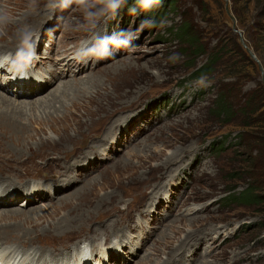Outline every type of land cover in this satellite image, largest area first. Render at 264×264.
Listing matches in <instances>:
<instances>
[{
	"label": "rangeland",
	"instance_id": "374dc122",
	"mask_svg": "<svg viewBox=\"0 0 264 264\" xmlns=\"http://www.w3.org/2000/svg\"><path fill=\"white\" fill-rule=\"evenodd\" d=\"M48 4L0 0L16 17L0 53L14 51L17 29L30 25L38 59L27 73L48 84L15 97L0 83L2 100L28 103L20 129L0 121V178L21 189L0 208L19 215L16 226L0 221L5 246L31 258L45 249L59 262L71 253L68 264H264V204L226 200L258 173L257 150L242 138L256 129L213 113L219 93L239 108L264 79L241 43L264 71V0H163L151 13L127 0L96 31L133 32L134 48L83 60L75 55L93 33L81 12ZM147 17L156 26L141 28ZM183 22L205 51L195 61L175 35ZM209 58L212 74L194 79ZM10 72L9 82L20 79ZM61 114L67 122L54 120ZM33 192L41 195L30 205ZM50 257L38 264H54Z\"/></svg>",
	"mask_w": 264,
	"mask_h": 264
},
{
	"label": "clouds",
	"instance_id": "9594fccd",
	"mask_svg": "<svg viewBox=\"0 0 264 264\" xmlns=\"http://www.w3.org/2000/svg\"><path fill=\"white\" fill-rule=\"evenodd\" d=\"M127 0H49V7L61 9L75 6L82 16V27L85 31L93 33L92 39L83 46L82 51L75 55L77 59H86L94 57L96 59H107L115 56V52L121 48L132 50L134 45L132 41L136 39L133 32H118L110 35H100L96 29L101 21L107 22L118 15L122 6H125ZM138 8L141 13H151L163 6V0H137ZM35 5V0H33ZM136 13L137 8L130 9ZM16 23V17L5 6H0V37L7 35V29L11 24ZM165 24L164 20L160 21V26ZM156 26V22L147 17L141 22V28ZM17 44L14 51L0 53V68L6 72L11 70L19 78L27 77V70L32 63L38 59L36 45L38 36L30 25H23L17 29Z\"/></svg>",
	"mask_w": 264,
	"mask_h": 264
},
{
	"label": "trees",
	"instance_id": "16d2710c",
	"mask_svg": "<svg viewBox=\"0 0 264 264\" xmlns=\"http://www.w3.org/2000/svg\"><path fill=\"white\" fill-rule=\"evenodd\" d=\"M171 2L169 6L171 7ZM175 35L178 36L179 42L185 45L186 54L195 61L200 56L204 55V48L201 47L199 39L188 23H182L175 30ZM216 60L210 61V58L204 65L197 68L192 76L194 79L202 78L210 75L213 72L212 65ZM211 66V69H210ZM193 68V66L191 67ZM213 113L218 118L225 119L230 122L235 117H243L245 121L241 123L243 128H254L255 132L242 133V138L248 142H252V148L257 150L255 156V165L259 166L258 170L251 175L250 182L246 188L239 193L229 195L226 200L234 201L239 205L253 206L264 204V85L261 83L258 88L247 96L244 104L239 108L234 106L228 100L226 92H221L217 96L214 104ZM257 114L255 119H251L253 115ZM249 120V121H248ZM251 133V134H250ZM245 136H247L245 138ZM256 167H254L255 169Z\"/></svg>",
	"mask_w": 264,
	"mask_h": 264
},
{
	"label": "bare ground",
	"instance_id": "6f19581e",
	"mask_svg": "<svg viewBox=\"0 0 264 264\" xmlns=\"http://www.w3.org/2000/svg\"><path fill=\"white\" fill-rule=\"evenodd\" d=\"M13 50H15V49H13ZM2 62L3 61H0V63H2ZM8 73H10V74H7V72L3 68H0V83L3 84L5 86V89L7 91H9V92H10V90L11 91H14L12 89L17 90V91H15V94H13V96H15V97H20V96L21 97H24V96L26 97V96H29L24 91H22L21 93H19V90H23V89H26L27 90V89H29V90H31V93H37V91H39V90L42 91L46 87H48L47 86L48 84H46V83H45L44 87H40V85L37 84L35 80H34V82L31 81V78H30V76H29L28 73H27V77L26 78H20L15 83H11L8 80L9 77L11 76L10 70L8 71ZM16 77L19 78V76H17V75H16ZM1 78L3 80H1ZM29 81H31V82H29ZM52 81H54V79H50V82H52ZM20 82L23 83V84H20ZM0 88H2V87L0 86ZM32 95L33 94H31V96ZM3 99H5V98H3ZM88 101L89 100H87V102ZM87 102L85 100L82 101L81 105H79L78 107H81L83 103L84 104H87ZM26 105H28V103H25V105L24 104L23 105H18L17 104L16 107H14V105L12 103H10L9 101H6V100H2L1 97H0V121L3 122V123H7L8 125H11L12 124L13 127L16 125L17 128L20 129L19 119H21L20 118L21 113H20L19 110H22V107H24ZM61 115H63V114H61ZM51 117H53V116H51ZM68 117L69 116H67V115L54 116V120L56 122H60V123L61 122H64L65 123L69 119ZM0 174H4V173L3 172H0ZM36 174H38V173H36ZM8 182H9V179H7V178H0V199L1 198L3 199V200H0V208L1 207H9V206L15 205L16 204V200L19 199L18 197H19V195H21V194H19L20 191H21V189L20 188H17L13 183H8ZM19 183H23V181L22 182L20 181ZM13 185H14V187H13ZM30 186H24V187L25 188H29ZM40 195H41V193L35 194V192H33L31 194V197H33V198L30 201L28 200L29 203H30V205L32 204V201H34L36 199L35 197H38ZM1 216H3V218ZM13 217L16 219V218H19V215H17L16 212H11V211H6V210H0V221L1 220H9V218H13ZM14 218H13V224H12V226H16V224H17L16 223V220ZM28 220H29L28 218H25L23 221L20 220V223L19 224H21L23 222H27ZM3 230L5 231V228H3L2 226H0V231H1V233H0V245H4L5 246V244L8 243V242L6 240L7 238H4V234L5 233L3 232ZM63 232L65 233L66 230L63 231ZM2 233H4V234L1 235ZM50 239L53 240L54 238H50ZM21 243H22V247H27V246L24 245L25 244L24 242H21ZM16 246H19V245H16ZM54 249L57 252H62L64 250H66L67 248L65 246V247H59V248H54ZM23 254L25 256H27V254H25V253H23ZM49 254L50 253H49L48 250L43 249V250H41V252L38 254L37 257L34 256V258H31L28 255L27 256V259H28L27 260V264H38V261H40V262L42 261V259H40V258L45 259L46 257H50ZM70 257H72L71 256V253L60 255V259H61L60 262H59L58 259H55V258L50 257V261L49 262H52L54 264H68L69 263V260H70ZM0 258L3 259V256H1ZM80 259L82 260L84 258H80ZM43 264H49V263H45V261H44Z\"/></svg>",
	"mask_w": 264,
	"mask_h": 264
},
{
	"label": "water",
	"instance_id": "95a60500",
	"mask_svg": "<svg viewBox=\"0 0 264 264\" xmlns=\"http://www.w3.org/2000/svg\"><path fill=\"white\" fill-rule=\"evenodd\" d=\"M241 43L245 47V49H246L247 53L249 54L250 58L253 59L256 63H258L259 69L261 71V74L263 75L264 74L263 68H262L261 64L259 63V61H258L257 57L255 56V54L243 44L242 40H241ZM262 83L264 85V79H262Z\"/></svg>",
	"mask_w": 264,
	"mask_h": 264
}]
</instances>
